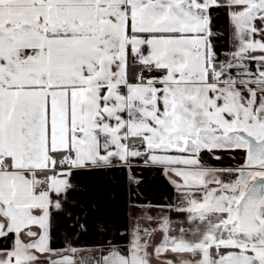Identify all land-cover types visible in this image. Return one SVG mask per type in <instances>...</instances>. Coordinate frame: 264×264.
Here are the masks:
<instances>
[{"label": "snow or ice", "instance_id": "1", "mask_svg": "<svg viewBox=\"0 0 264 264\" xmlns=\"http://www.w3.org/2000/svg\"><path fill=\"white\" fill-rule=\"evenodd\" d=\"M101 172L130 211L93 257L74 177ZM154 261L264 264V0H0V264Z\"/></svg>", "mask_w": 264, "mask_h": 264}, {"label": "crops", "instance_id": "2", "mask_svg": "<svg viewBox=\"0 0 264 264\" xmlns=\"http://www.w3.org/2000/svg\"><path fill=\"white\" fill-rule=\"evenodd\" d=\"M214 22L217 25L215 30L226 34L227 19L223 12L216 15ZM137 171L142 174L143 183L140 186V191L146 200H150L154 205L172 201L173 189L158 170L141 168ZM74 179L88 192L87 196H79L78 198L86 203L94 202L100 211L88 217L86 233H77L71 239L75 246L90 250V255L96 257L99 255L97 246L101 245L106 237L93 227V220L96 217L103 218L110 229L122 231L123 226L128 223L130 211L127 206L128 193L123 183V176L119 173H80ZM72 195L77 194L73 193ZM171 215L174 220L182 219L175 213ZM64 231L63 224L54 230L53 247L64 246ZM161 236L162 234L157 233L153 237V243H158ZM108 239L111 237L109 236ZM167 258L176 259L171 254H168Z\"/></svg>", "mask_w": 264, "mask_h": 264}]
</instances>
